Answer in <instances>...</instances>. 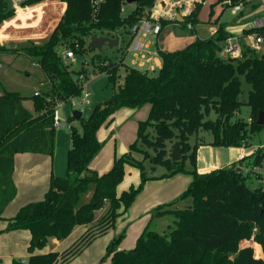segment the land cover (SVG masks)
Listing matches in <instances>:
<instances>
[{
    "label": "trees",
    "instance_id": "16d2710c",
    "mask_svg": "<svg viewBox=\"0 0 264 264\" xmlns=\"http://www.w3.org/2000/svg\"><path fill=\"white\" fill-rule=\"evenodd\" d=\"M43 1L34 0L30 5ZM59 1L67 7L47 40L40 45L31 42L20 49L39 62L50 79L51 89L31 97L34 113L23 106L26 96L17 92L0 96V221L5 220L4 212L17 196L13 181L15 156L19 153L54 156L57 103L81 97L84 82L80 77L85 76L89 81L87 64L73 70L71 61H65L59 49L65 46L82 55L90 51L87 41L97 32L119 39L117 34L130 33L143 11L154 2L137 0L128 14L122 15L121 8L128 5L127 0ZM14 15L3 4L0 26ZM192 20L194 24L198 22L195 16ZM167 26L163 23L164 29ZM225 38L221 28L215 37L197 38L183 49L160 50L162 66L155 75L127 65L124 54L119 61H113L95 52L92 72L106 74L108 85L117 86L116 91L96 105L87 118H81L82 132L72 128L66 177L52 176L42 201L24 205L7 219L5 233L27 230L32 236L27 263L14 260V264L70 263L94 240L115 227L147 182L178 174L192 176L188 189L177 200L152 212L153 218L172 216L168 232L160 234L148 226L133 249L119 250L125 235L122 233L110 242L101 263L108 258L111 264H264L262 187L251 188L247 182L252 177L238 173L234 164L199 173L197 151L204 143L201 139L191 143L193 136L209 132L213 136L210 146L240 147L251 133L263 128L257 120L264 111V59L248 51L242 59H221L218 51ZM0 51L17 52L6 46H0ZM123 66L125 76L119 83ZM243 82L249 86L247 95ZM242 97L244 103H240ZM146 105L151 107L149 116L139 122L137 139L129 153L116 156L109 172L100 175L93 171L90 165L104 147L97 137L100 128L110 123L120 109H140ZM244 105L251 110V124L242 118L233 121ZM69 120L75 119L70 116ZM176 142L184 158L174 162L168 144ZM133 154L143 157L137 159ZM262 159L263 155L256 153L252 163H261ZM127 165L140 171L141 183L118 194ZM158 168L164 172L156 175ZM87 196L90 198L85 200ZM185 201L189 204L180 208L178 205ZM103 209L105 214L96 220L97 213ZM79 226L88 228L66 251L35 253L43 250L51 238L67 239ZM256 228V241L263 248L259 260L250 247H243Z\"/></svg>",
    "mask_w": 264,
    "mask_h": 264
},
{
    "label": "rangeland",
    "instance_id": "374dc122",
    "mask_svg": "<svg viewBox=\"0 0 264 264\" xmlns=\"http://www.w3.org/2000/svg\"><path fill=\"white\" fill-rule=\"evenodd\" d=\"M221 0H207L205 5L201 7L200 12L198 14V22L194 24V31L189 30L185 25L183 26H173L170 25L165 28L167 31L164 34V39H160V48L165 51H169L172 48H183V46L191 43L195 40L196 37H206L210 38V31L214 30L217 26V22L215 21L220 17L221 22L223 23V28L226 32L232 35H241L244 29H247L252 25V21L255 17L262 16L264 14V9L260 6H256L253 9L246 10L242 15L233 16L230 11L223 12L225 5ZM133 5L129 6L131 9ZM63 5L58 1H51L45 5H39L35 8L29 9L28 11H23L19 16L15 19L5 23L0 28V45L1 42L5 45H8V49L17 50V52H3L0 51V96L4 95L5 92H17L22 96L29 97L25 101L26 107L31 109L32 100L30 97L41 94L49 91L51 89V82L48 79L47 74L42 70L39 62L29 56H27L20 49L24 46L29 45V43L33 42L35 44H43L50 34L53 32L54 26L58 23L61 15L65 10L62 9ZM23 21V24L21 22ZM95 35L112 37V35L108 33L97 32ZM119 47L115 49L105 48L103 54L113 61H119L124 54L125 63L129 66L139 67L138 63H134L135 55L131 51L128 52V43L131 39V35L127 31L119 32ZM195 37V38H194ZM89 40V39H88ZM76 41V40H75ZM73 41V42H75ZM145 41H150L152 45H156L155 38L145 39ZM72 42V41H71ZM88 47V41H87ZM156 48V47H155ZM70 49L63 46L59 49L60 55L65 59L66 52ZM96 51L90 49V51H85V53H81L82 55H75L74 61L71 62V68L75 71H78L82 68L83 64H87L88 69L90 70L89 81H85L84 94L91 93L89 106H73L71 101L66 103L63 102V107L61 111L62 122L68 120L70 116L73 115L74 111H81L84 117H88V114L92 112L94 107L99 104V102L109 98L112 92L114 93L116 89L113 91V87L108 85V79L106 74L93 73L94 65L92 66L91 60L94 57ZM145 68H149V65ZM145 68H141L140 70H144ZM154 71V69H150ZM158 72V69L155 72H151L152 75H155ZM120 79L119 83H122L125 76V68L124 66L120 71ZM243 90L247 95L249 90V86L243 82ZM117 88V86L115 87ZM83 94V95H84ZM57 107V106H56ZM250 108L244 105L241 109L240 113H237L233 118V121L238 118H242L244 120H248L250 117ZM68 123L71 126L70 129L60 128L56 130V138L59 137V141L63 140L60 136L63 134L71 136L72 128H76L79 132H82V126L80 121L69 120ZM103 127L100 128V130ZM99 130V131H100ZM98 131V132H99ZM202 133V134H201ZM199 135H203L199 139L203 141V143L207 144L206 141L212 140L213 136L209 132H201ZM138 135V133H137ZM198 139V140H199ZM248 151L255 150L259 148L261 145H264V126L263 128L255 133H251L248 139ZM132 145V144H131ZM130 145V146H131ZM173 146L174 143H171ZM130 146H128V151H130ZM168 144V150L170 149ZM216 154L212 156L213 161L216 163L228 166L231 163L233 164L238 160V157L241 153V147H215ZM118 149V148H117ZM116 149V152H117ZM129 153V152H128ZM150 153L152 151L150 150ZM118 155V154H117ZM201 155L205 156L204 160L201 159L200 165L201 167H208L210 163V154L209 150L205 151V154L202 152ZM119 156H122L119 155ZM133 156L137 159H142V155L133 154ZM118 157V156H117ZM203 160V161H202ZM230 162V163H229ZM126 175L118 187V192L121 194L124 191H129L132 187H138L141 183V174L140 171L134 167L127 165L125 167ZM164 170L162 168H158V172L156 175L163 173ZM247 184L251 188H256L259 186V182L256 178L249 179ZM145 189V187H144ZM143 189V191H144ZM142 191V192H143ZM142 192L137 195L136 199L142 194ZM90 196H87L86 200H88ZM128 208L126 213L130 212L133 206L137 203V200ZM177 200V199H175ZM189 204V201H185L183 204L179 205L180 208H185ZM106 209H103L97 213V219H100L102 215H104ZM131 213V212H130ZM173 218L172 216H164L157 218L151 225L152 231H157L160 234H165L169 230V226L172 224ZM132 221L127 220L126 225L123 229L118 232L117 236L115 235L110 238L111 234H106L102 236L95 244V248L97 251L102 253L101 260L98 264H110V260L108 258L101 263L103 257L106 255V250L109 242L114 238H117L119 234L125 232L122 243L130 244L132 246L136 245V238L131 237V233L133 231ZM116 226V230L119 229L120 226ZM130 226V227H129ZM123 231V232H122ZM114 237V238H113ZM109 239L108 242L106 240ZM109 243V244H108Z\"/></svg>",
    "mask_w": 264,
    "mask_h": 264
},
{
    "label": "crops",
    "instance_id": "0c3cea01",
    "mask_svg": "<svg viewBox=\"0 0 264 264\" xmlns=\"http://www.w3.org/2000/svg\"><path fill=\"white\" fill-rule=\"evenodd\" d=\"M62 5L64 8L62 9L66 10V4L62 3ZM21 13L22 12H20V14ZM63 14L64 12L62 13L61 17L63 16ZM60 19L58 20V23ZM56 26H54L53 29H55ZM167 29H164L160 37L156 39V45H152L151 43V50L155 49L156 47L162 51H165L160 48L159 43L160 39H164V34ZM192 31H194V29ZM197 38L198 37H196L195 40ZM203 38H209V36ZM195 40H193L192 42H194ZM189 44L183 46V48H185ZM0 46L8 47V45H5L4 43ZM183 48H172L169 51H176ZM148 65L149 68H145L142 71H149L150 73L155 72L157 69L159 70L161 68L162 60L159 57L152 60L151 63L147 64V66ZM151 66L153 67L154 71L150 70ZM114 89L115 88H113V91ZM113 94L114 93L112 92L111 96ZM111 96H109V98ZM25 101L23 102V106L29 112L34 113L33 101H31V109L26 107ZM150 110V105H146L140 109L123 108L115 113V115L112 117V121L105 124L103 128L97 133L98 140L104 143V147L90 165V168L93 171H96L100 175L109 172L113 167L116 156L120 157L119 155H124L129 152L128 146L133 144L137 139L138 124L140 121H144L148 118ZM82 117L84 116L82 115ZM202 136L203 135L193 136L191 138V143H197L198 139ZM60 137L63 139L62 141H59V137L56 138L55 135V153L53 157L46 154L37 153H19L15 156L13 181L17 188V196L5 210V220L0 221V264H14V260H20L24 263H27V260L30 257L28 248L30 246L32 238L31 233L27 230H16L9 233H5L4 231L8 225L7 219L15 216L21 207L31 202L42 201L46 197L45 195L49 191L52 176L58 178L66 177L68 164L67 157L68 152L72 147V141L71 136L69 137V135L63 134ZM211 141H206L207 144H202L197 151V169L199 173H209L211 171L218 170L224 167V165L221 166L220 162L216 163L215 161H213L212 156H214L217 151L215 147L209 145ZM174 145L172 146L171 144H169V148L171 149L172 146L173 150ZM206 150H209L210 163L208 167H201L200 161L201 159L204 160L205 158V156L201 155V153L203 152L205 154ZM192 179L193 178L191 175L178 174L173 178L147 182L144 191L139 196V198L136 199L137 203L131 209V213L127 212L123 217L118 219L116 224L117 226H120L119 229L116 230L115 226L106 234L108 235L112 233L110 238H112V236L115 237V235L117 236L118 232L123 229V227L126 225L127 220H129L132 221V224L130 226H132L131 228H133V231L130 235L131 237L136 238L137 244L138 239L143 234L145 229L148 226L151 227L152 223L157 219L153 218L152 212L159 206L169 204V202L171 203L175 201V199H178L188 189L192 182ZM118 194L120 193L118 192ZM183 203L184 202H181L179 205ZM87 228L88 227L85 226L77 227L67 239L62 241L51 238L49 239L47 246L43 250H36L35 253L45 254L53 251H66L85 233ZM123 231L125 233L127 229L125 228ZM121 234H119V236ZM101 237L102 236L98 238L100 239ZM98 238L94 240L86 249H84V251L80 255H78L68 264H98L102 256V253L100 251L94 249L96 242L99 240ZM108 241L109 239L106 240V242ZM135 246H132L131 243L128 245L121 242L119 245V250H131ZM108 260H110L111 264V259Z\"/></svg>",
    "mask_w": 264,
    "mask_h": 264
},
{
    "label": "built area",
    "instance_id": "2783aa9c",
    "mask_svg": "<svg viewBox=\"0 0 264 264\" xmlns=\"http://www.w3.org/2000/svg\"><path fill=\"white\" fill-rule=\"evenodd\" d=\"M34 0H0V8L3 4L8 5V11L13 10L15 15L12 19L4 22L0 28L7 22L15 19L19 16L20 12L28 11L29 9L35 8L39 5H45L51 1L59 0H45L38 4H31ZM207 0H154L151 7L145 9L140 16L139 20L130 28L131 42L128 47V52L131 51L135 55L134 63L140 65L137 69L145 68L147 64L151 63L152 60L160 57V49L155 48L151 50V42L145 41V39L155 38L158 39L162 34L164 28L163 23L168 26H183L185 25L189 30L194 29L193 18L195 16L198 19L197 13L199 9L205 5ZM225 5L223 12L230 11L231 15L239 16L246 10L260 6L264 9V0H224L222 2ZM128 5H123L121 8L122 15H127L131 10ZM219 17L217 26L212 32L210 31V37H215L219 30L222 28L226 34L225 40L220 43V50L218 56L225 60H238L244 57L245 52H251L264 57V14L262 16L255 17L252 21V25L247 29H244L241 35H232L225 31L223 23ZM22 24L23 21L21 20ZM200 38V37H198ZM120 40V39H119ZM1 44H3L1 42ZM75 52L69 50L66 52V61H74ZM136 68V67H135ZM150 69H153L151 66ZM85 76L80 77V81L85 82ZM85 87V84H84ZM84 94V92H83ZM81 97L70 99L73 106H89L91 104L90 97L91 93H86ZM40 95V94H36ZM47 102H51L50 98H47ZM63 102L57 103L55 116H54V128H68L72 125L68 123V120L62 122L61 111ZM253 119L249 117L248 123L251 124ZM241 153L238 160L234 162V168L238 173H242L245 176H251L256 178L259 182V186L264 191V145L259 148L248 151V141L245 140L241 144ZM260 153L263 155L261 163H252L255 154ZM251 158L249 161L245 160ZM257 228L249 239L245 242L243 247H250L254 251L255 259L259 260L263 255L262 246L256 241Z\"/></svg>",
    "mask_w": 264,
    "mask_h": 264
},
{
    "label": "water",
    "instance_id": "95a60500",
    "mask_svg": "<svg viewBox=\"0 0 264 264\" xmlns=\"http://www.w3.org/2000/svg\"><path fill=\"white\" fill-rule=\"evenodd\" d=\"M137 0H127L129 5H133ZM88 47L93 51H97L98 53H103L105 48L115 49L119 47V39L94 35L88 40ZM264 59V57H263ZM121 90V88H119ZM240 103H244V97L240 99ZM81 111H74L73 117L76 121H80L82 118ZM257 124L259 126H264V111L259 113V117L257 120ZM172 161L177 162L183 160V151L179 143H175L174 148L171 153Z\"/></svg>",
    "mask_w": 264,
    "mask_h": 264
}]
</instances>
